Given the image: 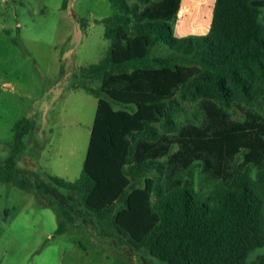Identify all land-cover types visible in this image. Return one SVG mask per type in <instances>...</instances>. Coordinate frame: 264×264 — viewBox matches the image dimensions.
I'll use <instances>...</instances> for the list:
<instances>
[{"label": "trees", "instance_id": "1", "mask_svg": "<svg viewBox=\"0 0 264 264\" xmlns=\"http://www.w3.org/2000/svg\"><path fill=\"white\" fill-rule=\"evenodd\" d=\"M109 2L110 50L82 68L101 83L83 86L98 103L82 175L22 169L32 130L22 119L0 144V182L53 208L57 234L112 219L124 244L166 264H264L248 261L264 247V0H215L208 33L186 37L175 36L182 0ZM174 114L195 123L180 130ZM160 128L176 140L160 143Z\"/></svg>", "mask_w": 264, "mask_h": 264}, {"label": "rangeland", "instance_id": "2", "mask_svg": "<svg viewBox=\"0 0 264 264\" xmlns=\"http://www.w3.org/2000/svg\"><path fill=\"white\" fill-rule=\"evenodd\" d=\"M214 5L215 0H182L175 36H202L210 28ZM111 13L109 0H0V144L12 143L17 122L36 109L33 121L46 124L53 143L39 152L35 169L30 156L20 167L37 179L51 174L74 182L82 175L98 103L83 86L101 87L99 81L86 80L82 68L109 52L101 20ZM174 119L180 130L195 123L193 114H174ZM159 130L160 143L176 140L178 131ZM7 156L0 149V157ZM201 173H195L196 188L207 192L212 183ZM112 222L85 225L76 219L57 234L53 208L33 192L0 182V264H166L124 244L113 234ZM260 255L264 247L248 261Z\"/></svg>", "mask_w": 264, "mask_h": 264}, {"label": "crops", "instance_id": "3", "mask_svg": "<svg viewBox=\"0 0 264 264\" xmlns=\"http://www.w3.org/2000/svg\"><path fill=\"white\" fill-rule=\"evenodd\" d=\"M208 31L209 30H207L204 34L201 35L207 34ZM47 113H48V109L45 110L44 114ZM30 114H32V117L29 118V120L32 121V130L30 134L25 138V143L27 146L26 157L27 156L31 157L32 160L30 161L31 164L29 165H31V167L32 168L34 167L33 169H35L37 167L39 160V152L41 150H46L48 147L52 146L53 140L48 136V134L45 131V130H49L47 127L45 129L46 124L38 125L37 122L33 121V119L35 118L34 117L35 115L33 114H37L36 109Z\"/></svg>", "mask_w": 264, "mask_h": 264}]
</instances>
